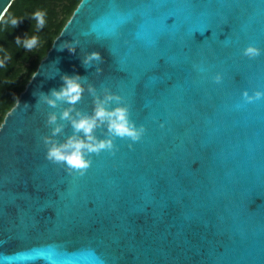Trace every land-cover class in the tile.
<instances>
[{"label":"water","instance_id":"water-1","mask_svg":"<svg viewBox=\"0 0 264 264\" xmlns=\"http://www.w3.org/2000/svg\"><path fill=\"white\" fill-rule=\"evenodd\" d=\"M93 51L103 62L86 68ZM65 74L124 96L146 127L83 176L42 141L68 105L39 95ZM245 90L264 91V0H80L0 124V264H264V98Z\"/></svg>","mask_w":264,"mask_h":264},{"label":"clouds","instance_id":"clouds-1","mask_svg":"<svg viewBox=\"0 0 264 264\" xmlns=\"http://www.w3.org/2000/svg\"><path fill=\"white\" fill-rule=\"evenodd\" d=\"M46 15L47 13L44 11H36L33 14L32 19L36 22L37 31L44 28ZM10 23L16 27L19 20L11 18ZM16 44L18 47L30 52L39 44V37L31 36L24 39L17 37ZM79 44L80 40L74 39L72 42L63 43L60 46V50L66 48L75 54ZM261 53L262 49L255 45H249L243 52L250 59H255ZM94 61L97 64L103 62L100 52L87 53L82 59V63L86 68L92 67ZM4 66L5 60L0 59V67ZM200 70L203 71V69ZM96 72L102 73L103 69L96 67ZM86 79L87 77H81L80 75L69 76L65 74L62 77V87L59 90L52 89L50 94L40 93L38 101V103H46L52 108H58L64 104L68 105L60 113L53 111L47 114L46 124L52 130L50 135L42 137V141L47 149L46 159L48 161L53 164L64 165L69 174H78L80 176L85 175L92 165V160L89 158L92 154L99 155L102 151H109L115 154L117 150L116 138L138 142L146 132L144 125L137 127L135 121L130 118V105L125 103L124 96L114 93L108 87L103 88L101 95L92 83H88L87 88H85L84 81ZM214 81L217 84L222 83L223 75L220 73L216 74ZM86 91L93 97L94 107L91 113L76 107ZM243 97L246 102L252 103L264 98V91L257 90L250 95L245 90ZM113 104L116 106L112 107ZM61 121L68 122L72 128V134L63 142L57 139L67 126ZM101 128L106 129L107 135L105 138H100L96 134L97 130ZM129 147L131 148L132 144H129Z\"/></svg>","mask_w":264,"mask_h":264},{"label":"trees","instance_id":"trees-1","mask_svg":"<svg viewBox=\"0 0 264 264\" xmlns=\"http://www.w3.org/2000/svg\"><path fill=\"white\" fill-rule=\"evenodd\" d=\"M80 0H13L0 20V124L5 114L15 104L20 92L46 55L54 38L71 16ZM36 11H44L46 24L37 31L32 19ZM19 20L15 27L10 19ZM38 36L39 44L30 52L18 47L16 39Z\"/></svg>","mask_w":264,"mask_h":264}]
</instances>
